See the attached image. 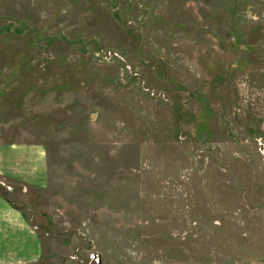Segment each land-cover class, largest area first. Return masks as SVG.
<instances>
[{"label":"rangeland","instance_id":"obj_1","mask_svg":"<svg viewBox=\"0 0 264 264\" xmlns=\"http://www.w3.org/2000/svg\"><path fill=\"white\" fill-rule=\"evenodd\" d=\"M9 146L16 264H264V0H0Z\"/></svg>","mask_w":264,"mask_h":264},{"label":"crops","instance_id":"obj_2","mask_svg":"<svg viewBox=\"0 0 264 264\" xmlns=\"http://www.w3.org/2000/svg\"><path fill=\"white\" fill-rule=\"evenodd\" d=\"M12 148L9 146L0 149L8 151ZM9 158V155L0 152V174L33 182L39 186L45 185L47 180L42 154L37 157L32 155L28 160L29 166L20 163L17 158L13 160ZM42 250L41 236L34 226L7 196L0 193V263L32 261L41 256Z\"/></svg>","mask_w":264,"mask_h":264}]
</instances>
